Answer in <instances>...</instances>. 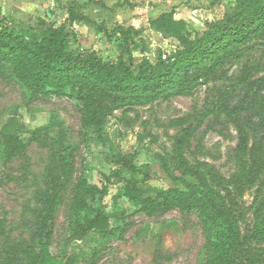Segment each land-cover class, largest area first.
<instances>
[{
  "label": "rangeland",
  "instance_id": "rangeland-1",
  "mask_svg": "<svg viewBox=\"0 0 264 264\" xmlns=\"http://www.w3.org/2000/svg\"><path fill=\"white\" fill-rule=\"evenodd\" d=\"M167 1L191 39L224 32L232 21L249 34L206 64L177 72L172 88L114 91L90 83L83 102L68 90L33 96L0 63V264H33L42 242L69 264H204L211 232L188 199L212 215L241 206L239 228L251 242L236 251L235 264H252L251 254L264 264V0ZM142 35L151 51L174 59L180 49L157 32ZM12 117L24 128L8 156L1 129ZM135 151L130 172L119 161ZM243 168L253 174L239 194L231 181ZM80 177L107 188L87 210L100 206L109 215L106 238L71 239ZM165 192L183 203L147 214L145 203H163Z\"/></svg>",
  "mask_w": 264,
  "mask_h": 264
},
{
  "label": "trees",
  "instance_id": "trees-1",
  "mask_svg": "<svg viewBox=\"0 0 264 264\" xmlns=\"http://www.w3.org/2000/svg\"><path fill=\"white\" fill-rule=\"evenodd\" d=\"M230 19L234 18L230 17ZM39 24L43 27L41 38L33 41L1 20L0 63L7 64L12 75L33 96L64 95L68 90L70 96H76L81 102H83L82 91L88 88L90 83L99 84L104 89L114 91L132 89L138 92L156 89L159 86L163 87V90L172 88L175 85L174 77L177 72L192 71L206 64L210 55L217 54L225 48L229 50L245 40L249 34L247 26L239 25V21H232L229 29L222 31L223 33L220 30L204 31L194 35L197 39H191L192 33L188 29L187 21L176 18L175 11L172 10L150 21V27L160 32L165 38L176 40L178 43L176 46L180 49L174 55V59L168 57L163 60L159 47H152L151 51L150 44L147 45L142 35L144 28H125L116 25L111 33L105 31L109 39L119 36L116 44L117 59L109 62L105 61L97 51L88 54H83L80 49L69 51L66 48L69 34L63 27L46 26L43 20H40ZM137 44L140 46L141 57L136 61L132 56L131 47ZM134 65H137V72L132 69ZM216 66L213 64L210 70L213 71ZM159 70L165 71L164 75L156 73ZM23 128L16 117L10 118L2 127L1 133L5 139V152L8 156H12L18 150L16 144L21 143L19 131ZM137 153L135 151L124 155L119 161L121 167L130 172L136 171L134 160ZM251 174H253L251 169L243 168L236 179L231 181L239 194L242 193V185L250 181ZM131 184L129 182V185ZM106 192V187L99 189L89 183L86 178H79L73 204L75 219L72 240L82 241L91 233L106 238L113 233L110 217L100 206L91 209V213H87L90 202L101 200ZM162 198L163 203H145L143 210L151 214L154 210L161 209L163 204L183 203V198L177 192H165ZM188 202L189 208L201 211L207 228L211 232L209 253L204 264H235L236 251L247 248L251 242L250 237L247 234L243 235L239 228L244 220L242 207L239 206L236 209L238 205L236 201L231 204L236 209L234 212L222 210L212 215L207 212L202 201L188 199L186 203ZM247 259H250L252 264H257L254 261V254ZM71 261L53 257L47 243L42 242L40 256L33 264H69Z\"/></svg>",
  "mask_w": 264,
  "mask_h": 264
},
{
  "label": "crops",
  "instance_id": "crops-1",
  "mask_svg": "<svg viewBox=\"0 0 264 264\" xmlns=\"http://www.w3.org/2000/svg\"><path fill=\"white\" fill-rule=\"evenodd\" d=\"M169 6L167 0H0V21L33 41L41 38L40 20L46 26L63 27L69 34V51H97L105 61L114 62L119 36L109 39L105 31L111 33L120 25L161 34L150 27V21L170 12ZM131 53L136 60L138 54L141 56L140 46L131 47ZM132 69L137 72V65Z\"/></svg>",
  "mask_w": 264,
  "mask_h": 264
},
{
  "label": "built area",
  "instance_id": "built-area-1",
  "mask_svg": "<svg viewBox=\"0 0 264 264\" xmlns=\"http://www.w3.org/2000/svg\"><path fill=\"white\" fill-rule=\"evenodd\" d=\"M161 57H162L163 60H166L168 58V56L165 53H162Z\"/></svg>",
  "mask_w": 264,
  "mask_h": 264
}]
</instances>
